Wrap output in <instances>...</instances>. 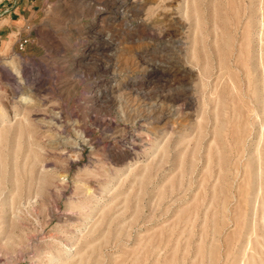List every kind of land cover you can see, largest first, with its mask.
I'll return each mask as SVG.
<instances>
[{"label": "rangeland", "instance_id": "1", "mask_svg": "<svg viewBox=\"0 0 264 264\" xmlns=\"http://www.w3.org/2000/svg\"><path fill=\"white\" fill-rule=\"evenodd\" d=\"M261 201L264 0L0 2V264L264 262Z\"/></svg>", "mask_w": 264, "mask_h": 264}, {"label": "bare ground", "instance_id": "2", "mask_svg": "<svg viewBox=\"0 0 264 264\" xmlns=\"http://www.w3.org/2000/svg\"><path fill=\"white\" fill-rule=\"evenodd\" d=\"M18 70V69H17ZM20 72V71H19ZM130 89V88H129ZM123 90V89H122ZM140 90V89H139ZM127 91V90H126ZM21 104V103H20ZM28 105V104H27ZM159 107V106H158ZM252 111V110H251ZM169 112V111H168ZM17 114V112H16ZM11 116V115H10ZM4 117V115H3ZM15 117V116H14ZM148 118V117H147ZM4 121V120H3ZM9 122V121H8ZM6 123V122H5ZM133 144V143H132ZM141 146V145H140ZM120 151V150H119ZM251 172V171H250ZM258 172V171H257ZM248 178V177H247ZM259 185V184H258ZM258 197V193H256V198ZM261 207H262V211L264 210V201H261ZM254 210V209H253ZM256 210V209H255ZM244 214V213H243ZM63 219V217H62ZM67 219V217H66ZM64 220V219H63ZM250 220V219H249ZM2 224V223H1ZM250 226V225H249ZM250 246V245H249ZM264 258V257H263ZM54 261V260H53ZM243 263V262H242ZM245 264H264V262L260 259V260H256L254 258L253 254L250 255H246V259H245Z\"/></svg>", "mask_w": 264, "mask_h": 264}, {"label": "crops", "instance_id": "3", "mask_svg": "<svg viewBox=\"0 0 264 264\" xmlns=\"http://www.w3.org/2000/svg\"><path fill=\"white\" fill-rule=\"evenodd\" d=\"M2 1L3 0H0V2H2ZM1 5L2 6L6 5V2L4 1ZM19 9H20V7H18V6H14V5L10 6L9 13L6 14V16H5V22L7 24H9V26H12L13 24L14 25L17 24V23H13V22H15V20H13V18H14L13 14H15L17 11H19Z\"/></svg>", "mask_w": 264, "mask_h": 264}, {"label": "built area", "instance_id": "4", "mask_svg": "<svg viewBox=\"0 0 264 264\" xmlns=\"http://www.w3.org/2000/svg\"><path fill=\"white\" fill-rule=\"evenodd\" d=\"M25 42H26V40H24L23 42H21V43H20V46H22V44L25 43Z\"/></svg>", "mask_w": 264, "mask_h": 264}]
</instances>
